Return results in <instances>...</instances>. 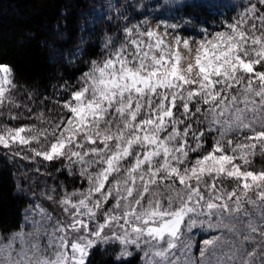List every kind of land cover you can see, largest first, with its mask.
<instances>
[{"label":"snow or ice","instance_id":"6c2138e0","mask_svg":"<svg viewBox=\"0 0 264 264\" xmlns=\"http://www.w3.org/2000/svg\"><path fill=\"white\" fill-rule=\"evenodd\" d=\"M262 8L264 0L249 4L224 31L198 41L194 58L190 41L178 35L170 44L152 29L133 25L134 36L126 28L125 40L111 48L109 39L104 59L92 62L83 86L63 102L70 115L50 128L5 126L0 147L43 137V150H29L71 162L70 174L79 165L88 187L65 191L59 201L54 189L47 195L64 218L36 205L40 219L31 231L7 242L0 235V264H89L92 251L109 243L121 245L117 259L135 246L144 264H190L184 229L211 227L213 219L241 241L240 264H264V169L252 168L257 153L264 157ZM15 88L13 70L0 64V109L19 107ZM204 122L206 130L195 127ZM205 131L218 134L210 150ZM204 216L208 221L197 220Z\"/></svg>","mask_w":264,"mask_h":264},{"label":"rangeland","instance_id":"374dc122","mask_svg":"<svg viewBox=\"0 0 264 264\" xmlns=\"http://www.w3.org/2000/svg\"><path fill=\"white\" fill-rule=\"evenodd\" d=\"M256 2L257 0H106L102 7L96 8L88 16V23L81 25V31L84 33H82L79 46L72 51L73 53L69 56V59L76 61L84 58L89 43H93L96 54L93 56L94 58L90 56L84 59L87 69L81 76L77 77L76 82L66 80L61 85L62 91L68 92L66 100L71 97L73 92L83 86L84 74L90 70L92 62L104 59L109 51L105 48L106 42L111 39L112 45L110 47L115 48L125 40L126 28H133V25H138L142 30L152 29L157 31L170 44H174L173 37L178 35L182 40L187 39L190 41L191 57L194 58L198 41L204 40L205 37L212 39L216 32L224 31L226 24L232 23L233 19L238 17L249 4ZM195 7L202 8L207 17L197 20L195 16L191 15ZM257 7L261 6L257 3ZM261 10L264 11V8ZM170 25H177L178 27L173 29L169 27ZM166 29L168 35H165ZM56 35L60 36L58 33ZM133 35H137L135 28H133ZM181 51L185 57H189L190 54L182 46ZM57 59V53L49 52L51 63H55ZM187 62L189 61L185 60V63ZM14 93L19 107L6 105L3 109H0V112H2V115H0V132L5 130V126L13 129L20 126H35L38 129L50 128L52 123L58 121L62 116L70 115L62 106L64 101H58L55 95H52V99H50L53 106L46 108L40 104L43 109H47L43 111L28 103L36 93L33 89L16 85ZM27 95L29 98L26 99ZM11 116L17 118L12 119ZM200 119L203 120L204 117L200 116ZM210 120L211 117H209ZM195 127L206 130L208 122L198 124ZM214 127L216 126L214 125ZM205 135L208 136L212 145L215 139L218 138V134L214 131H205ZM239 139L242 141L243 135H240ZM46 143L47 141L41 137V143L39 144L35 142L26 146L14 144L10 149L0 147V157L9 160L10 164L17 166L19 171L22 172L23 186L30 192L32 199V203L23 211L21 228L6 235L0 231L4 242H7L15 233L22 230L25 232L32 230L31 222L40 219L36 214V205L45 208L55 219L64 218L58 203H53L46 198L47 195L52 194L53 189L55 190V199L59 201L65 191H83L88 187L87 181L79 174V165L71 164L70 174L67 165L71 162L66 160L45 161L29 150L30 148L43 150ZM204 148L206 150L211 149L207 144H204ZM191 155L194 157L196 154ZM252 168L256 171L264 169V157L260 156L259 153L253 159ZM63 172L65 177L72 181L70 185L67 184L66 180L63 181V177H61ZM232 183V181H225V184L229 187ZM55 219L51 222L52 224H55ZM208 219L207 216L197 217L198 221H208ZM211 225L210 227L207 222L197 223L191 231L184 229V236L181 239L189 247L185 248L184 245H181V248L188 257L190 264H240L238 257L241 253H236V248L240 247L241 241L236 234L228 231V228L223 225L218 227L215 219L211 221ZM243 229L244 226L241 224L238 226L237 231ZM215 237H219V239H215L211 246L204 244L205 240H213ZM96 248L110 254L119 261L127 260L137 254L140 256L141 264H144L143 252L137 250L135 246H129L128 250L132 253L130 256H124L120 259H117L121 250V245L118 243L99 244ZM202 248L207 249L203 260L200 256ZM249 251H251L250 247ZM179 254L178 252L177 255Z\"/></svg>","mask_w":264,"mask_h":264},{"label":"trees","instance_id":"16d2710c","mask_svg":"<svg viewBox=\"0 0 264 264\" xmlns=\"http://www.w3.org/2000/svg\"><path fill=\"white\" fill-rule=\"evenodd\" d=\"M105 2L0 0V64L11 67L16 85L36 91L29 104L45 111L53 106L52 95L60 102L67 99L68 92L62 91L61 85L66 80L76 82L77 77L87 69L84 59L96 54L93 43H89L84 58L76 61L69 59L84 33L81 25H86L92 11ZM191 15L197 20L207 17L202 8L196 7ZM49 52L58 54L55 63L49 61ZM40 104L46 108L43 109ZM202 139L204 144L212 147L207 135ZM22 177L17 166L0 157V231L5 235L21 228L23 211L32 203ZM61 177L68 185L72 182L64 172ZM89 264H141V260L136 254L119 261L96 248L89 257Z\"/></svg>","mask_w":264,"mask_h":264}]
</instances>
